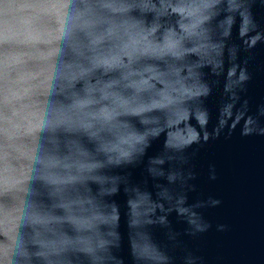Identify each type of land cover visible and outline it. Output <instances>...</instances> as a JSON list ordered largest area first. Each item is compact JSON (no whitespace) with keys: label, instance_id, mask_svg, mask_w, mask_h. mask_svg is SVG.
I'll list each match as a JSON object with an SVG mask.
<instances>
[{"label":"clouds","instance_id":"1","mask_svg":"<svg viewBox=\"0 0 264 264\" xmlns=\"http://www.w3.org/2000/svg\"><path fill=\"white\" fill-rule=\"evenodd\" d=\"M174 3L162 27L143 0H0V264H108L109 170L178 102L173 66L215 6Z\"/></svg>","mask_w":264,"mask_h":264},{"label":"water","instance_id":"2","mask_svg":"<svg viewBox=\"0 0 264 264\" xmlns=\"http://www.w3.org/2000/svg\"><path fill=\"white\" fill-rule=\"evenodd\" d=\"M143 3L179 25L174 0ZM214 5L173 66L178 102L109 170L108 264H264V0Z\"/></svg>","mask_w":264,"mask_h":264}]
</instances>
